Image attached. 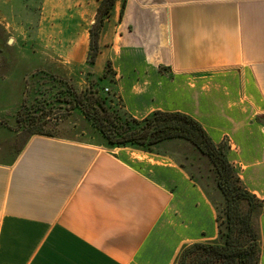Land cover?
<instances>
[{
    "label": "crops",
    "instance_id": "crops-1",
    "mask_svg": "<svg viewBox=\"0 0 264 264\" xmlns=\"http://www.w3.org/2000/svg\"><path fill=\"white\" fill-rule=\"evenodd\" d=\"M99 2L71 0L77 27L85 7L94 23ZM122 7L105 23L99 60L113 64L125 109L196 119L264 203V0H127L121 17ZM89 29L56 54L87 55ZM85 136L68 123L0 158V264H176L184 246L217 239L211 195L167 150ZM258 226L264 264V210Z\"/></svg>",
    "mask_w": 264,
    "mask_h": 264
},
{
    "label": "rangeland",
    "instance_id": "rangeland-1",
    "mask_svg": "<svg viewBox=\"0 0 264 264\" xmlns=\"http://www.w3.org/2000/svg\"><path fill=\"white\" fill-rule=\"evenodd\" d=\"M57 1L61 4L51 8V0H0V49L3 51L0 68V158L12 159L29 138L26 131L19 130L17 123L18 111L24 104L35 112L40 121L48 119L46 130L57 133L59 128L67 127L69 123L75 131L86 134L84 141L102 143L82 113L61 100L69 97L72 91L77 94L97 91L105 97H116L115 103L119 102V95L114 92L109 79H98L105 73L108 60H99L98 56L95 65H91L88 54L79 52L74 62L56 54L65 36L75 35L78 28L82 38L94 24L89 25L94 8L85 7L81 24L77 27L78 14L72 11L71 0H53V3ZM159 148L167 150L186 171L195 174L214 203L221 202L222 196L207 160L189 144L178 141L176 146L166 143ZM159 148L157 152H160Z\"/></svg>",
    "mask_w": 264,
    "mask_h": 264
},
{
    "label": "trees",
    "instance_id": "trees-1",
    "mask_svg": "<svg viewBox=\"0 0 264 264\" xmlns=\"http://www.w3.org/2000/svg\"><path fill=\"white\" fill-rule=\"evenodd\" d=\"M118 1H122V17L127 0L99 2L94 24L89 31L88 55L91 65H95L100 55L103 28ZM2 53L0 49V68ZM98 79H109L110 84L116 85L111 61H107L105 73ZM68 96L61 102L79 110L102 140L101 145L108 149L131 148L154 154L163 144L181 141L207 160L216 188L222 196L219 204L213 201L218 236L212 242L184 246L176 264H259L261 236L258 219L264 210V203L243 185L229 161L230 148L225 142L215 143L196 119L182 112L157 110L143 119H137L125 109L120 97L119 102L115 103L116 97H105L97 91L80 94L72 91ZM34 107L37 108L36 105ZM34 113L26 104L20 108L17 114L19 130L26 131L29 138L55 137L54 131L45 129L48 119L40 121Z\"/></svg>",
    "mask_w": 264,
    "mask_h": 264
},
{
    "label": "built area",
    "instance_id": "built-area-1",
    "mask_svg": "<svg viewBox=\"0 0 264 264\" xmlns=\"http://www.w3.org/2000/svg\"><path fill=\"white\" fill-rule=\"evenodd\" d=\"M106 91H108V89H106Z\"/></svg>",
    "mask_w": 264,
    "mask_h": 264
}]
</instances>
